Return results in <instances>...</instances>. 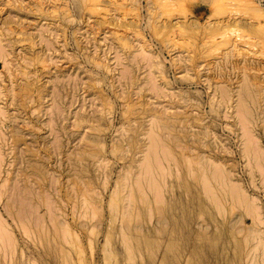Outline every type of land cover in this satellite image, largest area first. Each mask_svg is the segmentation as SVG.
<instances>
[{
	"label": "rangeland",
	"instance_id": "obj_1",
	"mask_svg": "<svg viewBox=\"0 0 264 264\" xmlns=\"http://www.w3.org/2000/svg\"><path fill=\"white\" fill-rule=\"evenodd\" d=\"M169 2L0 0V264H264V33Z\"/></svg>",
	"mask_w": 264,
	"mask_h": 264
},
{
	"label": "bare ground",
	"instance_id": "obj_2",
	"mask_svg": "<svg viewBox=\"0 0 264 264\" xmlns=\"http://www.w3.org/2000/svg\"><path fill=\"white\" fill-rule=\"evenodd\" d=\"M86 1V0H85ZM88 1V0H87ZM158 1V0H157ZM214 1V0H213ZM168 2V1H167ZM166 2V3H167ZM171 2H172V0H171ZM171 2H169V3H171ZM81 3V2H80ZM84 3V2H83ZM86 3V2H85ZM88 3V2H87ZM86 3V4H87ZM90 3H92V2H90ZM165 3V2H164ZM162 4H163V2H162ZM218 4V3H217ZM242 4H243V6H241L242 8H240L241 9V12H243V16H245V17H248V19H250V20H253V21H256L257 22V25H258V30H259V32H262V33H264V12H262L261 10H260V4H257V5H255L254 4V2L252 1V0H243V2H242ZM172 5V4H171ZM92 6V5H91ZM125 6H126V4H125ZM124 6V7H125ZM139 6V5H138ZM168 6V5H167ZM214 6V5H213ZM212 6V7H213ZM169 8V7H168ZM172 8V7H171ZM217 8V7H216ZM219 8H220V6L217 8L218 10H219ZM135 9V8H134ZM170 9V8H169ZM173 10H174V8H172ZM99 10V9H98ZM100 11V10H99ZM171 11V10H170ZM214 11V10H213ZM215 11L217 12V10L215 9ZM104 12V11H103ZM162 12H164V11H162ZM166 13V12H165ZM168 13H170V12H168ZM172 13V12H171ZM50 14V13H49ZM127 14V13H126ZM212 15V14H211ZM232 16V15H231ZM137 18V17H136ZM229 18V17H228ZM209 18H206V23L208 22L207 20H208ZM231 19V18H230ZM205 23V22H204ZM210 23V22H209ZM219 23V22H218ZM213 24V23H212ZM256 24V23H255ZM210 27H211V25H210ZM216 27H218V25H216ZM10 27H8V29H9ZM178 28V27H177ZM212 28H213V26H212ZM9 31H10V29H9ZM23 33V32H22ZM23 35V34H22ZM222 35V34H221ZM143 47V46H142ZM150 52V51H149ZM156 57V56H155ZM154 56H153V58H155ZM25 62V61H24ZM42 63V62H41ZM2 114V113H1ZM151 134V133H150ZM155 134V133H154ZM149 136H151V135H149ZM2 139V138H1ZM151 141H153V140H151ZM154 143H155V141H154ZM159 143V142H158ZM150 147V146H149ZM161 147V146H160ZM243 147H245V146H243ZM149 149H151V148H149ZM162 149H164V148H162ZM165 150V149H164ZM153 151H154V149H153ZM163 151V150H162ZM241 152V151H240ZM244 152V151H243ZM245 152H246V154H248V152H247V149L245 150ZM146 153H148V152H146ZM165 153V152H164ZM167 153V152H166ZM148 155V154H147ZM242 155H243V153H242ZM161 156H162V153H161ZM244 157H246L245 155H243ZM248 156H249V154H248ZM148 157V156H147ZM150 157V156H149ZM157 157V156H156ZM147 159V158H146ZM158 160V159H157ZM149 161H150V159H149ZM161 162V161H160ZM145 163H146V161H145ZM144 164V163H143ZM106 165V164H105ZM150 165V164H149ZM152 165V164H151ZM143 166V165H142ZM145 166H146V164H145ZM147 167V166H146ZM158 167H159V165H158ZM148 168V172H149V167H147ZM191 169V168H190ZM151 170V169H150ZM144 172H146V171H144ZM152 172V171H151ZM163 172H165V170L163 171ZM150 173V172H149ZM191 173V172H190ZM164 175V174H163ZM147 177V176H146ZM164 177V176H163ZM222 177V176H221ZM137 179V178H136ZM142 179V178H141ZM144 179H147V178H144ZM157 179V178H156ZM153 180V179H152ZM142 181V180H141ZM146 181V180H145ZM206 181V180H205ZM204 181V182H205ZM146 183V182H145ZM153 183V182H152ZM148 184V183H147ZM160 184H162V183H160ZM205 184H207V182H205ZM149 185V184H148ZM152 186H153V184H151ZM207 186V185H206ZM151 187V186H150ZM234 187V186H233ZM232 188V187H231ZM153 189V188H152ZM209 189V188H208ZM255 189H257V188H255ZM232 190V189H231ZM233 190H236L235 188H233ZM210 191H212V190H210ZM213 192V191H212ZM147 193V192H146ZM121 194V193H120ZM236 194V193H235ZM116 196V195H115ZM114 196V197H115ZM130 196H132V195H130ZM147 196V195H146ZM216 197V196H215ZM132 198V197H131ZM130 198V199H131ZM243 198V197H242ZM117 199V198H116ZM134 200V199H133ZM132 200V201H133ZM217 200V199H216ZM239 200V199H238ZM218 201V200H217ZM257 201V200H256ZM123 202V201H122ZM219 202V201H218ZM130 204V203H129ZM254 204V203H253ZM114 205V204H113ZM252 206V205H251ZM144 207H145V205H144ZM110 209V208H109ZM117 209V208H116ZM129 209V208H128ZM257 209V208H256ZM249 210V209H248ZM127 213V212H126ZM129 213V212H128ZM251 214H253V212L251 213ZM125 218V217H124ZM160 220V219H159ZM159 223V222H158ZM256 227V226H255ZM65 228V227H64ZM26 231V230H25ZM67 231V230H66ZM121 231V230H120ZM64 232V231H63ZM46 233V232H45ZM29 234V233H28ZM63 236V235H62ZM261 236V235H260ZM123 239H126V238H123ZM66 241V240H65ZM128 242V241H127ZM130 243V242H129ZM127 244V243H126ZM106 245V244H105ZM258 245V244H257ZM124 246V245H123ZM146 246V245H145ZM255 247V246H254ZM264 254V253H263ZM264 259V258H263Z\"/></svg>",
	"mask_w": 264,
	"mask_h": 264
}]
</instances>
